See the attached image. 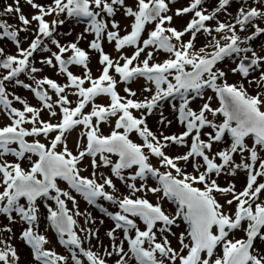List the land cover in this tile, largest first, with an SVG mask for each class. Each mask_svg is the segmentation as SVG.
Here are the masks:
<instances>
[{"label": "snow or ice", "instance_id": "1", "mask_svg": "<svg viewBox=\"0 0 264 264\" xmlns=\"http://www.w3.org/2000/svg\"><path fill=\"white\" fill-rule=\"evenodd\" d=\"M176 2L52 0L50 4L41 5L26 0L37 10L29 19L20 8V0H15V7L7 5L0 12V16L17 13L23 25L14 28L0 19V40L7 38L17 48L15 55H7L0 48V69L7 70L0 75V107L10 120L0 127V217L9 225H26L19 239L31 249L37 264H69L70 259L72 264H85L81 256L88 264H107L105 257L113 256L116 257L114 264H264V249L256 247L258 240L264 242V200H261L264 182L258 181L264 178V156L261 155L264 153V54H261L264 47L257 52L251 46V42L264 35V27L257 22H264V0H253L252 4L241 0L236 15L227 22L220 21L218 14L227 12L232 0H217V6L211 11L204 7L205 0H189L187 6L176 8L170 15L173 11L170 5ZM120 10L132 20L131 31L123 36L120 23L114 19ZM189 13L192 18L183 30L172 26L174 15L182 17ZM62 15L88 20L85 33L94 34L89 49L100 54L99 63L103 66L98 78L92 77L88 67L89 51L78 46L84 33L76 42L68 44L53 38L57 27L65 22L60 19ZM50 16L55 18L48 21L46 17ZM32 22H36L35 38L23 48L19 33L28 31ZM149 24L155 25L154 30L148 33L147 39H142ZM250 28L254 31L242 37L240 33ZM200 33L206 34L207 42L196 49ZM188 34L190 38L185 41L183 38ZM48 38H52L51 44L58 51H52L44 43ZM105 39L115 42L118 52L126 46L135 50L130 57L122 55L114 60L104 51ZM150 47L153 51L147 52L146 58L141 60V54ZM38 50L50 53L40 63L57 68L59 74L66 76L67 83L61 85L48 77L36 78L35 74L43 71L34 66L32 59ZM156 51L169 54V58L162 63H150ZM66 53H70L67 58ZM233 56L238 62L230 69L231 73L239 74L241 81L247 80L249 85L255 84V95L248 92L243 82L229 83L228 73L217 67L219 62ZM134 62L137 63L134 65ZM72 65L82 66L86 70L84 76L70 71ZM113 69L125 84L130 85L137 78L153 84L154 89L144 88L151 96L143 100L121 96L117 91L118 81L110 74ZM257 71L259 77L249 79ZM25 72L35 86L19 79ZM6 82L30 90L42 102V108L31 106L21 96L10 93ZM86 83L90 86L86 87ZM47 89L55 92V102ZM66 89L74 90L72 95L78 98L75 107H71ZM205 90L215 94L219 107L211 106L209 96L199 110H194L192 102L204 99ZM124 91L128 97L137 96L131 87H125ZM102 95L110 98L107 106L94 103L96 97ZM169 98L178 99V106L176 103L171 106L185 130L178 135L161 132L157 136L146 121ZM14 101L23 105V109L13 106ZM89 104H92L91 111L85 113ZM57 106L61 115L57 123L40 119L43 109L56 117ZM133 110L140 111V116L134 115ZM217 117H222V121L217 122ZM112 118H115L114 129L104 135L100 125ZM159 123L170 126L172 121L161 112ZM27 124L32 127H25ZM81 125L84 129L81 138L86 137L87 143L78 154H73L67 145V134ZM206 128L211 131L204 132ZM133 132L143 143L130 139ZM50 133H56L50 145L39 139L31 142L27 139L48 137ZM214 144L225 147L213 152ZM58 145L63 146L62 151L57 150ZM170 145L186 147L188 151L169 156L165 150ZM237 155L241 157L240 162L235 159ZM8 156L14 160L9 161ZM33 156L37 159L33 160ZM113 156L117 159L113 160ZM85 157L91 158L94 170L109 168L111 175L100 173L102 183L95 178L96 171L92 172V178L82 176L79 165ZM151 157L157 158L160 166L167 170L161 172L151 163ZM26 160L31 162L29 168L23 166ZM180 162L185 165L191 162L195 174L180 167ZM238 172L246 174L242 191L236 190L235 183L227 186L218 183L222 174L235 177ZM113 177L127 187L128 195H116L119 190ZM149 177L156 180L158 186L149 187ZM58 180L67 182L70 189L113 221L114 227L106 233L111 244L104 249V256L84 247L85 240L90 243L92 238L98 239L99 230L80 227L75 217L85 216V224H95V218L79 210L75 197L61 189ZM147 193L161 194V200L166 198L175 204V211L167 212L159 200L151 202ZM217 194L224 198L223 204ZM101 198L118 206L119 210L112 212L97 204ZM68 201L72 202L74 210L68 207ZM49 202H54L55 206ZM225 204L235 205V210L226 211ZM42 205L47 213L45 219L58 235L59 243L68 248L70 258L46 247L50 241L39 231ZM181 224L185 229L177 235L173 228ZM0 232L13 234L9 226L0 228ZM80 232L85 233L83 238ZM237 232L244 235L236 238ZM117 233L123 234L119 243ZM169 236L177 239L179 248L173 247ZM0 245V264H19L20 256L15 247L2 238Z\"/></svg>", "mask_w": 264, "mask_h": 264}, {"label": "rangeland", "instance_id": "2", "mask_svg": "<svg viewBox=\"0 0 264 264\" xmlns=\"http://www.w3.org/2000/svg\"><path fill=\"white\" fill-rule=\"evenodd\" d=\"M34 3L41 4V5H47L52 3V0H33ZM127 3H132V0H126ZM189 3V0H177L175 4L170 5L172 8V12H170V15H173L174 11L176 8H182L187 6ZM249 4L253 3V0H248ZM7 5H12L15 7V0H0V12H3L4 8ZM217 6V0H205L204 7H206L209 11H211L213 8ZM241 7V0H232V3L227 9V12H221L218 14V19L220 21H230L237 13V10ZM20 8L22 9V12L25 16H27L29 19H31L32 15L37 14V10L32 8L31 5L26 3V0H20ZM18 14L13 12L10 15H5V16H0V19L6 20L9 24L13 25L14 28L18 27H23V25L20 24L18 21ZM54 16L46 17L48 21H51L54 19ZM192 18V14L189 13L187 15H184L182 17H176L175 15L173 16V22L172 26L176 27L178 30H183V28L186 26L187 22ZM60 19H63L65 22L63 25H60L57 27L56 32L54 33L55 39L59 40L61 44H68L71 42H76L77 37L81 34L84 33V38L79 40L78 46L81 47L82 49L89 51V64L88 67L91 70L92 77L98 78L101 73H102V65L99 63L100 59V54L94 50L89 49V43L90 41L94 38V34L91 33H85V28L88 24V20L84 18L86 21L80 19V18H67L66 15H62ZM115 20H117L120 23V35L123 36L127 34L128 32L131 31L130 24L132 23L131 18H128L123 15V11L120 10L118 11L117 15L114 17ZM261 27H264V22H259ZM213 25L215 24V21L211 22ZM155 25L154 24H149L146 26V31L144 32L142 39H147L148 38V33L152 30H154ZM36 29V22H32L30 26H28V31H21L19 33V39L21 41V46L23 48H27L31 41L35 38L34 36V31ZM251 31H254V29H249L248 31L244 33H240L241 36H246L249 35ZM70 33V34H69ZM190 38V34L186 35L183 39L186 41ZM42 39H44L42 37ZM51 39L48 38L44 40V43L51 48L52 51H58L54 45L51 44ZM207 42V36L204 33H200L197 35V39L195 42L196 49H199L200 47H203L205 43ZM223 43V41H222ZM102 46L104 48L105 53L109 54L114 60H118L122 55L126 56H131L134 52V47L131 46H126L123 50L117 51L115 49V42L109 43L107 39H105L102 42ZM251 46L255 48L257 52H261L262 47H264V35H261L257 40L251 42ZM0 48L4 49L5 54L7 55H15L17 54V48L14 42L8 40L7 38L0 40ZM153 49L150 47L145 50V53L141 54V60L146 58V53L151 52ZM261 54H264V52H261ZM50 55L48 52H43L38 50L37 53L34 54V57L32 58L34 61V66L37 68H42L43 71L35 74L37 79L43 78V77H48L50 79L55 80L57 83L63 85L67 83V78L63 74L58 73L57 68H52L47 65L41 64L40 61L43 58H46ZM70 55V53L65 54V58H67ZM169 58V54L163 52V51H156L154 53L152 61L150 63H162L164 60ZM2 59V58H0ZM123 60L120 61L121 64H123ZM238 62V58L235 56L231 58H226L225 61H221L218 63L217 67L223 69L228 73L227 75V80L229 83H238V82H243L245 87L247 88L248 92L252 95H255L257 92V88L255 84L249 85L247 80L241 81V77L239 74H232L230 69L236 66V63ZM55 63V61H54ZM137 62H134V65ZM69 70L72 71L75 75L83 77L85 74V69L82 66H76L72 65L69 67ZM190 70V69H189ZM7 70L0 69V75L6 74ZM110 74L115 77V79L118 81L117 83V91L121 96L127 97V98H132L135 100H143L145 97H150L151 93L145 92L144 88L145 87H152L154 89L153 84H149L147 81H145L143 78H137L134 80L130 85L125 84L120 81V77L117 73H115L114 69L110 70ZM260 75L259 71L255 72L252 74V76L249 77V79L253 78H258ZM19 79L23 80L25 83L32 84L35 86L34 81L29 78V75L27 72L22 73L19 77ZM8 91L10 93H14L15 95L21 96L23 99H25L31 106L37 107V108H42V102L39 101L35 95L28 89H24L19 86H14L12 83L6 82ZM86 87H89L90 84L86 83ZM125 87H131L132 90L136 91L137 96L136 97H128V94L124 91ZM47 88V86H45ZM49 92V95L52 97V102H55L57 100V96L54 91L47 89ZM73 89H66V92L68 93V98L71 101V107H75L77 104V97L75 95H72ZM211 96V106L213 108L219 107V100L215 96V94L211 90H205L204 94V99H199L197 98L194 100L191 104V107L194 110H199V108L207 101V97ZM9 98H12L11 96ZM94 103L97 104H102L107 106L110 103V98L107 96H98L96 97ZM172 103H176L177 106L179 104L178 99L173 100L172 98H169L168 101L162 103V107L154 110L153 114L147 118V124L148 127L157 134V136L160 135L161 132H163L165 135H172V134H180L183 132L185 129L184 127L178 122L177 116L178 113L175 112L172 108ZM18 109H23V105H21L19 102L14 101V105ZM92 104H89L85 109L84 112L88 113L91 111ZM55 111L57 112L56 117H52L49 114V111L47 109H43L40 114V119L48 122L50 121L51 123H57L61 119L60 115V108L57 106L55 108ZM161 112L165 117H167L168 120H171L172 123L170 126H164L159 123L160 120V114ZM134 115L140 116V111L133 110ZM209 119H212L211 116H209ZM217 122L222 121V117H217ZM10 123V120L5 113V111L0 107V127L7 125ZM115 125V118H112L108 123H102L100 125V130L104 135H109L111 131L114 129ZM27 128H31V124L25 125ZM84 131L83 126H77L73 131H71L69 134H67V145L69 150L73 152V154H78L80 150H83L84 146L87 143L86 137L81 138V133ZM122 131V130H121ZM204 132L211 131V129H204ZM56 133H50L48 137H44L43 135L40 137H29L27 138L30 142L34 139H39L41 143H45L46 145H50V141L54 138ZM202 138L206 139V137ZM130 139L133 140V142L141 144L143 143L142 138L135 132L130 134ZM189 145L191 144V138L188 139ZM249 144H251V140H249ZM225 147L224 144H214L213 145V152ZM58 151L63 150L62 145L57 146ZM147 152V149H145ZM167 154L169 156H176V155H181L184 154L188 151V148L186 147H180L176 145H170L166 150ZM262 156H264V153H261ZM113 160L117 159L115 156L112 157ZM9 161L14 160L13 157L8 156L6 157ZM33 160L37 159L35 156L32 158ZM237 162H240L241 157L237 155L235 157ZM91 158L90 157H85L84 160L81 162L79 165L81 169V175L85 177L92 178V172L96 171V179L98 182H103L102 179L100 178V173H103L105 176L111 175L110 169L109 168H98V169H93L91 167L90 163ZM30 161H24L23 166L25 168L30 167ZM151 163L160 169L161 172L166 171L167 169L163 168L160 166V162L157 158L151 157ZM258 166V165H257ZM180 167L186 168V171L188 173L195 174L193 172V168L191 165V162L188 163V165H185L183 162H180ZM203 170V169H202ZM131 171V170H128ZM128 171L125 172V175L128 174ZM175 174V173H174ZM215 178V177H214ZM113 181L116 184L117 189L119 190L116 195L118 196H124L129 194V190L127 187L118 179L113 177ZM259 182H264V178H258ZM218 183L221 186H227L229 183H235L236 185V190L237 191H242L243 188L246 185V174L244 172H238V174L235 177L228 176V175H221L218 178ZM140 182L137 181V186H139ZM58 185L61 187V189L69 191L71 195H73L78 202V208L79 210L84 213H91V216L95 218L96 223H88L85 224V216H79L75 217L78 221V224L80 227H85V228H92L94 231L98 229V239L97 238H92L91 242L89 243L87 240H85L84 247L85 248H91L93 251L98 252L100 255L104 256V249L109 247L111 244L110 239L107 237L106 233L108 230H110L112 227H114L113 221L104 213L100 211V208L90 205L84 197L75 192V190L70 189L69 185L67 182L63 180H58ZM148 185L149 187H156L158 186L157 183L155 182L154 179L149 178L148 180ZM198 187H203L202 185H195ZM108 191H111V189H106ZM138 196L144 195L143 193H137ZM161 194H152V193H147V198L153 202L156 203L158 200L162 203L164 209L167 212H174L175 211V204L167 200L166 198L161 200L160 199ZM217 199L223 204L224 198L221 197L219 194H217ZM261 200H264V195L261 196ZM100 201H105L102 198ZM106 205H102L105 208H108L109 211L115 212L118 211V206L111 204V202L106 201ZM53 206L54 202H49ZM68 207L70 209H73V204L71 201H68ZM225 210L226 211H234L235 210V205L228 206L225 204ZM47 213L46 209L41 206V222H40V227L39 231L41 234H44L48 237L50 243L46 246L47 248L56 251L58 254L69 256L70 258V253L68 251V248L61 245L58 241V235L55 233L54 229L50 226L49 222L45 219ZM103 221V223H100V221ZM141 228H143L142 222H139ZM4 226H9L12 228L13 234H9L7 232H0V238L6 240L8 243L12 244L20 256V261L19 264H37V262L33 259L31 249L24 244L22 240L19 239L21 230L23 227H26V225L23 224H8V221L0 217V228H3ZM185 225L181 224L179 228H173V231L177 233V235L184 231ZM81 237L83 238L85 236V233L80 232L79 233ZM244 234L243 232H237L236 233V238L242 237ZM11 238L9 239V237ZM118 239L117 243H119L120 239H123V234L122 233H117ZM169 239L172 242L173 247L179 248V244L177 242V239L175 237L169 236ZM2 247V245H0ZM256 247L260 249H264V242L257 241L256 242ZM125 248H127V243L125 242ZM109 250H111L109 248ZM81 259L85 261V264H88L86 258L81 256ZM107 260V264H114L116 257L113 256L111 258L105 257ZM69 264H72L71 259L69 260Z\"/></svg>", "mask_w": 264, "mask_h": 264}, {"label": "water", "instance_id": "3", "mask_svg": "<svg viewBox=\"0 0 264 264\" xmlns=\"http://www.w3.org/2000/svg\"><path fill=\"white\" fill-rule=\"evenodd\" d=\"M226 59V58H225ZM225 61V60H224Z\"/></svg>", "mask_w": 264, "mask_h": 264}, {"label": "flooded vegetation", "instance_id": "4", "mask_svg": "<svg viewBox=\"0 0 264 264\" xmlns=\"http://www.w3.org/2000/svg\"><path fill=\"white\" fill-rule=\"evenodd\" d=\"M37 158V157H36Z\"/></svg>", "mask_w": 264, "mask_h": 264}]
</instances>
